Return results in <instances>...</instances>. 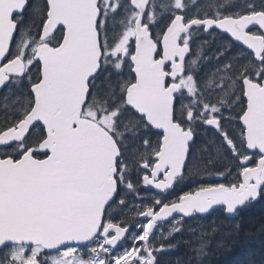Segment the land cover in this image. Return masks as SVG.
<instances>
[{
	"label": "snow or ice",
	"instance_id": "obj_1",
	"mask_svg": "<svg viewBox=\"0 0 264 264\" xmlns=\"http://www.w3.org/2000/svg\"><path fill=\"white\" fill-rule=\"evenodd\" d=\"M259 201L264 0H0V264H203Z\"/></svg>",
	"mask_w": 264,
	"mask_h": 264
},
{
	"label": "trees",
	"instance_id": "obj_2",
	"mask_svg": "<svg viewBox=\"0 0 264 264\" xmlns=\"http://www.w3.org/2000/svg\"><path fill=\"white\" fill-rule=\"evenodd\" d=\"M191 187V183L183 186L185 191ZM204 225L209 229L215 226L218 231L209 237L208 255L203 264H264V201L256 202L235 219L211 215ZM236 225L238 230H234ZM190 238L188 233L184 234V239ZM189 256L187 247L181 244L164 255V264H185Z\"/></svg>",
	"mask_w": 264,
	"mask_h": 264
},
{
	"label": "water",
	"instance_id": "obj_3",
	"mask_svg": "<svg viewBox=\"0 0 264 264\" xmlns=\"http://www.w3.org/2000/svg\"><path fill=\"white\" fill-rule=\"evenodd\" d=\"M227 218H229V219H233V218H235V217H231V218H230V217H227Z\"/></svg>",
	"mask_w": 264,
	"mask_h": 264
}]
</instances>
